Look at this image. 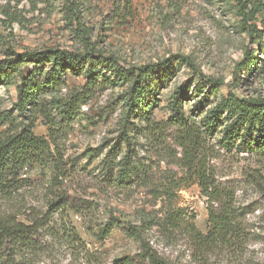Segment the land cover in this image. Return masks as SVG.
Returning a JSON list of instances; mask_svg holds the SVG:
<instances>
[{
    "label": "rangeland",
    "instance_id": "obj_1",
    "mask_svg": "<svg viewBox=\"0 0 264 264\" xmlns=\"http://www.w3.org/2000/svg\"><path fill=\"white\" fill-rule=\"evenodd\" d=\"M80 2L76 26L65 14L63 0H0V59L10 48L84 51L89 42L95 55H110L124 69L168 65L153 75L155 101L149 116L153 127L138 122L136 116L126 124L124 90L106 82L98 83L75 121L50 112V125L36 114L34 135L56 137L54 163L27 171L23 178L29 184L12 205L50 217L47 225L52 230H46L53 237H41L50 247L45 257L51 258V264H78L77 255L84 249L93 255L94 264H118L123 258L140 264L139 243L123 230L110 228L115 218L141 227L144 243L171 264H264V150L227 152L215 144L222 127L214 135L203 127L208 112L228 92L245 100L264 99V38L250 39L240 29L235 6L227 0ZM256 24L264 32V14ZM250 53L256 67L246 71L241 65ZM108 77L105 72L100 80ZM84 85L82 76L70 75L59 94L81 92ZM179 90L184 113L202 128L203 154L222 190V205L210 204L179 167L182 152L169 108L171 96ZM14 101V87H0V113L24 124L27 119L15 111ZM136 126H145L143 134H147L138 135ZM124 127L137 167L129 181L118 179L126 150L121 137ZM54 176L55 191L48 187ZM57 192L65 194L68 202L62 217L74 227L84 248L70 249L58 232L64 219L48 207ZM8 206L1 202L0 210ZM223 206L228 236L202 245L194 234L206 235L211 229L209 209L220 214ZM104 228L109 232L102 233Z\"/></svg>",
    "mask_w": 264,
    "mask_h": 264
},
{
    "label": "trees",
    "instance_id": "obj_2",
    "mask_svg": "<svg viewBox=\"0 0 264 264\" xmlns=\"http://www.w3.org/2000/svg\"><path fill=\"white\" fill-rule=\"evenodd\" d=\"M227 1L235 6L240 29L250 39L261 42L264 32L257 28L256 21L264 14V0ZM63 5L65 14L76 22V26H79L77 15L80 11V0H63ZM2 13L13 21L7 12L2 11ZM87 44L89 46L88 48L85 46L84 51L45 48L39 51L15 52L10 48L0 59V87L11 85L14 87L13 108L18 115L27 119L24 124H16L11 116L5 112L0 113V203H10V206L0 210V264H51L52 261L51 258L45 257L50 252L48 243L41 241L44 235L53 237L50 232L52 228L47 225L50 217H41L32 208L24 209L12 205L18 197V192L29 184L28 180L23 178L27 171L54 161L52 151L53 147L57 149L56 137L49 134L47 140L34 135L36 114L48 120L50 125V112H55L64 121H75L79 116L80 107L86 103L87 97L98 83L106 82L114 88L124 90L126 124H129L131 117L136 116L138 122L145 123V126H155L149 118L150 106L155 101L152 88L153 75L157 69L166 67L168 63L124 69L110 55L107 57L95 55L96 51L89 42ZM255 59L250 53L241 66L246 71H251L256 67ZM28 65H34V68L27 70ZM105 72H109L110 77H108L109 80L102 81L100 77ZM70 75L82 76L85 85L81 92L71 91L63 97L59 93L65 87L67 77ZM182 103L183 96L179 90L171 96L169 104L171 124L178 130L177 144L182 152L179 167L197 183L201 195L210 204L218 202L222 205L220 202L222 190L203 154L202 128L195 119L184 113ZM27 114L29 115L26 116ZM3 126L5 128L2 130ZM145 126H136L138 135L143 134ZM203 127L210 135H214L222 127L215 144L227 152L233 150L247 153L261 152L264 150V99L245 100L228 92L226 98L220 100L208 112ZM126 130L124 127L121 133L126 150L119 163L118 179L120 181L131 180L137 171L133 152L130 149V136L127 135ZM109 155L111 151L107 153L106 158ZM54 166L58 169V165ZM56 180L57 177L54 176L50 181L51 184L48 185L50 190H56ZM59 193L56 196L52 193L48 207L51 213L60 212L62 217L68 209V202L64 197L65 194ZM226 214L224 206L221 207L220 214L214 213L210 208L208 221L211 229L206 235L195 233L196 240L207 246L215 240L218 241L222 236L227 237L229 224L226 222ZM63 221V230L58 232L63 237L64 243L70 249L81 248L83 243L76 230L69 221L65 219ZM111 221L110 228L123 230L129 238L139 243L141 252L136 257L138 263L171 264L158 257L144 243L141 227L128 222H119L115 218ZM110 228H104L101 231L108 233ZM46 229L50 231L47 232ZM77 256H80L78 264H94L93 255L84 249ZM116 263L135 264L129 258L117 260ZM67 264L76 263L70 261Z\"/></svg>",
    "mask_w": 264,
    "mask_h": 264
}]
</instances>
